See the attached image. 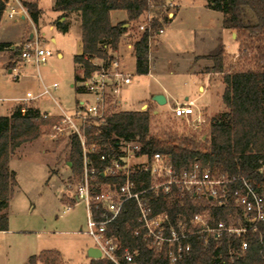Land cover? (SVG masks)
Masks as SVG:
<instances>
[{"label": "trees", "instance_id": "trees-1", "mask_svg": "<svg viewBox=\"0 0 264 264\" xmlns=\"http://www.w3.org/2000/svg\"><path fill=\"white\" fill-rule=\"evenodd\" d=\"M206 6L223 13L222 25L225 29L236 31L238 36L262 40L263 53L259 66L238 72H225L224 45L209 56L213 61L211 71L223 73L225 89L222 95L226 111L211 119L208 137L192 134L185 137L175 135L161 136L151 132L150 110H125L112 115L107 121L91 130L100 143L101 152L108 151L120 141H136L141 144V154L151 156L159 152L171 154L172 163L177 171L189 168L198 160L209 165L213 174H226L228 179L245 176L256 187L264 186V176L258 171L264 163V0H205ZM166 0H55L54 10L62 17L72 14L81 21L82 54L74 56V62L83 64L86 73L91 64L84 56L108 58L118 50L121 37L129 30L126 23L139 22L153 16L150 26L146 27L134 43L137 74L149 71V38L169 23ZM29 15L38 23L42 9L37 1L25 2ZM112 11H125L127 19L116 24L111 21ZM4 3L0 0V24ZM57 28L68 32L69 23L58 21ZM8 44L0 43V50ZM79 76L76 74V80ZM41 110L33 105L20 104L10 115L0 116V231L8 230V218L3 214L17 185L16 172L10 168L13 152L21 144L36 140L41 127L49 131L55 120H46ZM70 161L77 177L84 171L83 151L76 135H68ZM97 160L98 154H91ZM95 165L103 169L104 164ZM108 182L111 179L99 176ZM131 179L136 191L150 187V175L146 172H132ZM240 185L234 181L228 186L233 192ZM151 214L167 212L176 225L178 216L190 219L194 214L209 210L211 224L219 222L230 224L234 215L233 203L229 206L214 203L205 197H194L186 191L172 188L170 193L162 190L147 191L142 195ZM140 212L135 200L128 201L117 219L108 226L107 235L118 239L121 250H138L140 264H170L165 252L156 253L148 248L142 236H135L133 230L139 226ZM207 238V242L205 239ZM190 250L176 264H264V222L257 230L248 231L241 236L222 233L218 236L191 235L188 238ZM247 250L241 256L230 257L231 250H240L243 242ZM59 252L43 250L29 258V264H59ZM90 264H111L108 260L91 259Z\"/></svg>", "mask_w": 264, "mask_h": 264}, {"label": "rangeland", "instance_id": "rangeland-1", "mask_svg": "<svg viewBox=\"0 0 264 264\" xmlns=\"http://www.w3.org/2000/svg\"><path fill=\"white\" fill-rule=\"evenodd\" d=\"M170 1L166 0L163 15L170 20L176 13V20L165 24L163 33H154L150 42L149 62H157L158 70H152L151 75L136 72L134 43L143 32L140 25L145 23L144 18L127 23L129 32L120 40L115 53L126 70L135 74L131 84L122 90L125 109L150 110V128L154 134L185 137L192 132L184 120L173 115L171 108L175 99L168 97L167 103L159 105L153 100L154 92L167 85L177 93L175 98L182 99L186 90L195 89L193 78L183 68L194 62L203 66L207 61L213 64L209 56L219 50L223 44L221 39L225 44L224 70L231 73L258 67L263 46L260 38L250 40L238 36L236 31L232 37L222 25L223 13L208 8L205 0H177L178 7L169 6ZM54 3L55 0H38L42 15L37 24L32 20L16 24L7 20L1 22V44L20 43L27 38L25 35L22 38L24 29L25 33L36 29L44 37L45 46L52 55L38 69L33 65L24 66L18 70L19 78L14 79L15 71L9 73L8 70L18 64V57L10 50H0V116L10 115L20 104L40 106L42 112L54 115L60 113V105L71 113L78 101L88 98L76 80L79 70L74 56L80 50L79 18L72 14L64 19L62 23L70 22L71 26L68 32L61 31L57 28L61 14L54 10ZM122 15L125 16L122 11L113 12L112 21L126 20L127 17ZM129 43L133 44L132 48ZM237 52L240 57L234 59ZM53 83L58 87L50 88L51 96L43 95L29 101L12 99L36 95L44 84L50 86ZM195 97L196 93H192V98ZM218 106L221 108L216 110V106L214 113L208 115L211 119L227 109L224 104ZM154 109L159 112L154 114ZM201 132L208 137L209 127ZM67 136L52 137L48 127L43 125L36 140L21 144L13 152L10 168L16 172L18 183L3 210L9 229L0 231V264H29V258L43 250L58 251L59 264H90L88 250L95 246V242L87 234L76 233L87 229L88 216L85 203L74 204L73 201L81 177H77L71 168Z\"/></svg>", "mask_w": 264, "mask_h": 264}, {"label": "built area", "instance_id": "built-area-1", "mask_svg": "<svg viewBox=\"0 0 264 264\" xmlns=\"http://www.w3.org/2000/svg\"><path fill=\"white\" fill-rule=\"evenodd\" d=\"M1 1L4 3L2 20L12 22L31 20L25 2L32 0ZM154 1L147 0L148 4ZM169 6H174V3L170 1ZM152 20L153 16L149 14L140 28L144 31ZM163 31L164 27L154 33ZM151 39L152 36L149 38V46ZM128 46L132 47L131 44ZM4 49L10 50L18 57V64L11 70L12 73L15 71L14 79L19 78L18 70L24 66L33 65L38 69L52 55V51L45 46L44 37L36 29L20 43L8 45ZM239 57L240 53H235L234 59ZM84 58L92 67L87 74L84 65L80 64L78 83L88 98L79 102L75 111L71 113L58 105L59 114L42 112L41 116L46 120H55L50 129L52 137L76 135L81 144L84 171L81 182L75 189L73 201L74 204L85 203L88 218L87 229L76 233L91 236L95 242L94 247L101 252L102 259L108 260L111 264H140L138 250H131L128 247L121 250L118 239L107 235L108 226L117 219L130 200L136 201L140 212L139 226L133 230V234L142 236L152 251L165 252L170 264H176L188 253L191 247L188 238L191 235L206 233L208 236H218L227 233L241 236L259 228L264 222V186L256 188L245 176L228 179L226 174H213L208 164L203 166L198 160L189 168L177 171L172 163L171 154L159 152L151 156L141 154V144L136 141H120L108 151L101 152V145L94 138L97 134H92L91 130L103 125L112 115L126 110L122 90L124 86L131 84L135 74L126 70L116 53L106 59L88 56ZM147 74L151 75L150 62ZM57 87V83L50 86L44 84L39 96H51L50 88ZM197 100L187 98L182 102H176L172 107L173 115L187 123L191 134H201V131L211 124V118ZM92 153L98 154L97 160L93 158ZM96 161L104 164L102 170L95 165ZM258 171L264 176V163H261ZM132 172L149 173L150 187L136 191L131 179ZM100 175L111 180L102 181ZM234 181H239L240 185L232 192L228 185ZM174 187L194 197L211 199L220 205L229 206L233 203L234 215L231 223L221 221L212 225L209 210L198 212L190 219L179 215L176 225L172 223L167 212L151 214L142 195L147 191L158 190L170 193ZM67 209L69 210L70 206ZM246 250L247 243L244 241L240 250L230 251V257L241 256Z\"/></svg>", "mask_w": 264, "mask_h": 264}, {"label": "crops", "instance_id": "crops-1", "mask_svg": "<svg viewBox=\"0 0 264 264\" xmlns=\"http://www.w3.org/2000/svg\"><path fill=\"white\" fill-rule=\"evenodd\" d=\"M32 1H37L38 2V0H32ZM171 1L174 3V6L178 7V1L177 0H171ZM113 12H115V11L111 12V21H112ZM122 12L125 14V16H123V15L122 16L124 18H126L127 17L126 12L125 11H122ZM68 18H69V16L62 17V18H60L59 22L60 21L62 22L64 19L66 20ZM175 20H176V13H174V16L172 18H170L169 23L174 22ZM24 21L25 20L17 21V22H14V24L22 23ZM118 22H121V21H117V22L116 21L115 22L112 21L113 24H116ZM67 23H69V29H70L71 23L70 22H67ZM126 25H128V24L127 23L124 24V26H126ZM79 29H80V36H81L82 35V30H81V21H80V19H79ZM164 30H165V25H164ZM224 30H226L230 35H232V37L234 36L233 30H229V29H225V28H224ZM23 31L24 32L22 33V38H24V35H25V37H29L30 36L31 32L30 33H25L26 32L25 29ZM127 32H129V30ZM126 33L121 37V39L125 37ZM26 34H27V36H26ZM156 34H161V33H156ZM53 41H55V38H53ZM221 42L223 43V45H225L224 42H223V39H221ZM129 44L133 45L132 43H129ZM82 51H83L82 42H80V50H79L78 54H82ZM150 51H151V44L149 46V52ZM58 56L59 57L61 56L60 52L58 53ZM75 65H76V67L78 68V70L80 72V70H81L80 64L79 63H75ZM150 66H151V71L152 70H158V68H159L158 67L159 65H158L157 62L153 63L152 61H150ZM212 66H213V64L210 61H207L204 66L201 65L200 63H195L194 62V63L189 64V65H187V66H185L183 68L184 72L188 76L193 78L192 82H193V85H195V89L192 88V91L191 90L190 91L186 90V92H184V96L182 97V99L175 98V97H178L177 93L171 87H169L167 85L162 86V90H158V91L154 92V94L163 93L166 96V98H167V102H168V97H170L171 99H175V101H174V104H175L176 102H182V101L186 100L187 98H192V93H196V97L195 98H197L200 101L199 105L207 113V115H209L211 113H214L216 106H217L216 110H218V109L221 108V107L219 108L218 105L220 104V106H221V105L224 104L223 100H222V95H223V92H224V89H225V83H224V79H223V77H224L223 73H218V72L211 71L210 69H211ZM204 67H208V68L206 69ZM11 70H12V68H10L8 70V72L12 73ZM79 72H78V74H79ZM170 73L173 74V71H170ZM40 93H38L36 95H29V96H24V97H15V98H12V99H16V100H19V99L21 100L22 99V100H25V101L37 100L39 98ZM4 99H6V98H4ZM82 100L83 99L78 101V103L81 102ZM218 100H219V103H218ZM216 102L218 104H216ZM145 104L146 103L142 104V106L140 108H142ZM38 107L41 110L40 106H38ZM171 111H172V108H171ZM41 112H42V110H41ZM158 112L159 111L157 109H154V111H153L154 114H156Z\"/></svg>", "mask_w": 264, "mask_h": 264}, {"label": "water", "instance_id": "water-1", "mask_svg": "<svg viewBox=\"0 0 264 264\" xmlns=\"http://www.w3.org/2000/svg\"><path fill=\"white\" fill-rule=\"evenodd\" d=\"M153 100L159 105H163L167 103V98L163 93H157L153 95ZM88 256L91 259H99L101 258V252L97 247H90L88 250Z\"/></svg>", "mask_w": 264, "mask_h": 264}]
</instances>
